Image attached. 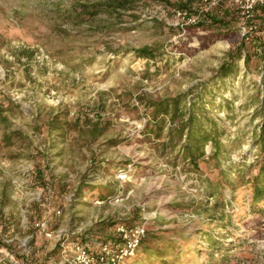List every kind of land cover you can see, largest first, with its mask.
Masks as SVG:
<instances>
[{"label":"rangeland","instance_id":"374dc122","mask_svg":"<svg viewBox=\"0 0 264 264\" xmlns=\"http://www.w3.org/2000/svg\"><path fill=\"white\" fill-rule=\"evenodd\" d=\"M98 1L0 0V264H61L62 242L94 249L140 223L124 264H264V214L248 200L264 164V11L200 0L186 23L166 0ZM224 61L235 69L220 79ZM177 97L198 123H217L218 160L206 145L196 169L146 132L147 103ZM216 199L230 202L227 228L208 218Z\"/></svg>","mask_w":264,"mask_h":264},{"label":"trees","instance_id":"16d2710c","mask_svg":"<svg viewBox=\"0 0 264 264\" xmlns=\"http://www.w3.org/2000/svg\"><path fill=\"white\" fill-rule=\"evenodd\" d=\"M136 0H101L98 1L97 5L110 11L125 10L133 7ZM168 3L176 7L177 10L186 11L188 13H195L196 6L199 5L200 0H166ZM256 10L264 11V5L255 6ZM222 14L226 15L227 12L223 11ZM211 23H224V19L218 16L208 14ZM221 37L226 38L227 34H220ZM208 37L203 40V47H207L209 41ZM245 40L243 39L241 44L235 48L234 53H231L232 57H240L241 51L244 46ZM136 54L145 62L153 60L155 55L147 46H143L135 50ZM235 69L234 62L228 63L224 61L217 69V76L222 79L229 74L233 73ZM147 106L152 107L151 122L148 121L147 133L155 134L156 138L161 139L163 149L170 148L172 151L174 147H178L180 152L179 158L187 159L194 168H198L199 161L204 157L206 145H210L213 148L211 156L215 159H219L221 151V141L219 138V131L217 123L210 119L207 124L208 127L203 123L197 122V114L186 105H182L180 97L168 100L161 99L159 101H149ZM206 116H203V118ZM167 118V120H166ZM58 124V123H57ZM57 128H60L59 126ZM96 128V127H95ZM166 133L163 135V132ZM16 134L20 135L19 131L13 130L4 133L3 140L7 143L10 142L11 137ZM98 134L97 128L92 132L93 136ZM259 143L264 148V127H262L259 133ZM117 183H119L117 181ZM250 183V195H249V207L254 213L264 214V164H261L258 172L249 179ZM213 187V186H212ZM215 191V190H214ZM212 196L216 193L212 191ZM230 202H225L222 199H216L214 209L211 211L208 209V218L210 221L218 222L219 227L227 228L226 222L231 220V213L226 211V206ZM224 219L227 221L224 222ZM223 222V223H222ZM207 238L212 242L218 240L213 239V235L207 234ZM142 242V241H141ZM214 243H210L209 246H213ZM217 251L222 249V246H218ZM155 254V253H154Z\"/></svg>","mask_w":264,"mask_h":264},{"label":"built area","instance_id":"2783aa9c","mask_svg":"<svg viewBox=\"0 0 264 264\" xmlns=\"http://www.w3.org/2000/svg\"><path fill=\"white\" fill-rule=\"evenodd\" d=\"M256 4L264 5V0H246L244 4L247 14L255 7ZM177 15L183 21L195 22L197 16L186 11L177 10ZM129 168L119 169L116 174V180L121 183L129 178ZM102 201L97 200V203ZM36 225L44 226V222L36 223ZM116 238L98 243L96 248L92 249L88 244L75 240L67 243H61V264H124L125 260L132 258L141 244L145 234V226L143 223L127 227L123 224H118L115 228ZM61 235H66L64 232Z\"/></svg>","mask_w":264,"mask_h":264}]
</instances>
